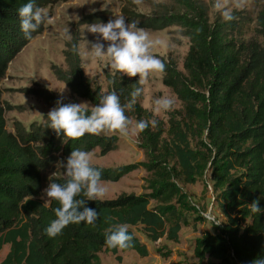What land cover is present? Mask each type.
Wrapping results in <instances>:
<instances>
[{
    "label": "trees",
    "instance_id": "obj_1",
    "mask_svg": "<svg viewBox=\"0 0 264 264\" xmlns=\"http://www.w3.org/2000/svg\"><path fill=\"white\" fill-rule=\"evenodd\" d=\"M58 1L34 3L44 9ZM150 1L158 8L153 15L131 7L123 8V13L127 22H135L140 28L176 26L189 38L184 70L172 56L162 57L166 65L163 82L177 95L182 108L170 114L166 125L143 106L142 93L125 114L136 122L157 121L156 127L149 124L139 134L147 161L114 167L91 164L102 170V181H117L143 167L149 174L148 191L87 201L85 206L99 213L95 226L70 224L60 235L50 238L45 228L56 218L54 209L60 205L55 200L46 204L39 199L46 171L57 159L47 148L62 151L66 163L75 149L90 152L103 147V153L115 149L117 137L106 132L68 140L48 128L49 120L44 126L31 124L35 126L32 130L15 121L13 133L7 129L5 118V108L12 107L3 100L0 86V250L10 244L0 264H101L102 249L114 254L120 251L105 244L106 231L117 224H126L134 238V246L122 251L136 250L145 257L148 246L133 227L143 226L153 242L164 236L179 241L186 224L187 198L179 180L196 183L207 178L210 182L206 188H212L226 220L198 239L196 264H251L255 258L264 257V215L253 214L249 205L259 199L264 207V43L259 39L264 40V0H255L261 4L256 17L234 12L235 18L228 22L220 15L212 21L210 7L203 0ZM28 2L0 0V83L9 62L43 30L42 25L30 40L25 39L18 9ZM107 19L95 13L85 22ZM249 23H255L256 36L246 38ZM65 60L67 68L52 66L55 77L73 95L96 105L103 95L102 86L85 75L80 56L72 47ZM106 78L108 93L114 90L122 105L129 102L134 87L140 86L138 76L129 78L115 71ZM25 90L53 108L61 99L45 86ZM63 102L70 103L64 98ZM51 181L63 184L65 176Z\"/></svg>",
    "mask_w": 264,
    "mask_h": 264
},
{
    "label": "rangeland",
    "instance_id": "obj_2",
    "mask_svg": "<svg viewBox=\"0 0 264 264\" xmlns=\"http://www.w3.org/2000/svg\"><path fill=\"white\" fill-rule=\"evenodd\" d=\"M209 5L210 18L213 21L220 13L214 7L215 0H203ZM170 2L168 0H154V3ZM231 13L241 12L244 15L256 17L261 8V4L255 0H222ZM131 7L132 10L145 15H153L158 8L150 0H60L43 10L52 18L50 25L42 26V32L32 38L15 57L9 62L5 77L0 86L2 88L3 100L11 105V109L5 108L6 127L16 133L14 122L20 121L27 130L46 125L48 122L47 113L53 108L45 100L32 91L41 86L47 87L57 96L68 99L70 103L87 104L85 107L91 109L93 105L90 101L72 94L67 85L58 80L52 66L57 65L67 68L66 52L75 43L78 45V55L84 73L94 82L102 86L103 94L108 93L107 74L114 73L110 68V61L107 57L96 58L90 52L91 42H95L97 36L88 31L87 26L95 23H86L88 16L100 13L106 15L107 23L116 16H123V8ZM221 16V15H220ZM68 28L72 35V40L65 39L63 33ZM153 40H160L163 43L154 47L152 54L162 60V57L172 56L181 70H184V58L190 47L189 38L183 36L178 27L171 26L166 29L143 28ZM256 36L255 23H249L245 27V37ZM259 39L264 43L262 37ZM107 47L106 41H101ZM160 96H168L174 99V106L168 112L155 113L153 111V101ZM142 104L154 115L165 121L168 125L170 114L182 108V103L174 91L163 82V73H151L147 82L143 85ZM133 124L135 119L131 120ZM35 124V126H31ZM109 136L117 137L115 149L107 150L103 153V147H96L90 151L91 164L104 167H114L127 164L147 161L148 157L144 149L140 146L139 135L121 136L119 133H107ZM41 145V144H40ZM49 153L57 157L55 162L46 171V181L39 197L41 201L49 204L43 195V190L48 186L49 180L53 177L64 176L63 168L57 166L58 161L65 162L62 151H51ZM55 173V175H52ZM148 172L143 167L132 170L117 181H102L106 188V194L101 199L115 198L122 193H143L148 191ZM207 181L200 180L196 183H187L179 180V185L187 195L186 198V224H183L179 233V241H173L166 236L158 241H151L144 233L143 226L133 227L136 235L147 244L149 254L141 256L136 250H120L117 254L102 249L99 252V262L101 264H196L198 256L196 252L197 241L205 232L215 231V225L224 222L226 217L215 199V194L211 187H207ZM10 250V244H4L0 250V261H2ZM121 257V259L119 258Z\"/></svg>",
    "mask_w": 264,
    "mask_h": 264
},
{
    "label": "clouds",
    "instance_id": "obj_3",
    "mask_svg": "<svg viewBox=\"0 0 264 264\" xmlns=\"http://www.w3.org/2000/svg\"><path fill=\"white\" fill-rule=\"evenodd\" d=\"M139 3V0H133ZM214 7L222 18L228 22L235 17L222 0H215ZM20 29L25 39H31L42 25L52 23V18L34 0H29L18 9ZM88 31L97 36L91 42L90 52L96 58L107 57L110 68L123 73L129 78L139 77L130 93L131 99L126 104H121L120 97L113 90L103 94L99 102L89 109L83 103H64L63 97L58 99L56 107L47 113L48 128L55 131L59 137L68 140H78L85 134L99 136L102 133H119L121 136L139 135L144 132L149 124L156 127L157 121L140 120L133 122L126 116L125 110L132 109L137 99L143 93V85L151 73H163L165 63L152 54V49L161 45L160 40H153L150 34L135 22H126L123 16H116L107 23H95L87 26ZM65 39L71 41L72 35L68 28L63 33ZM101 41H106L107 47ZM73 51H78V45H72ZM174 106V99L160 96L153 101L155 113L168 112ZM91 154L80 149L72 150L66 163L58 161L57 166L65 169V183L60 184L49 180L48 186L43 190L47 200L58 201L59 207L54 209L55 219L45 228V233L54 238L60 235L70 224L86 223L95 226L99 218L97 210L86 207L87 201H96L106 194L102 183V170L91 165ZM52 175H55L53 173ZM83 198H78V197ZM250 205V211L259 216L264 215V207L260 206L259 199ZM82 209V210H81ZM133 236L129 234L126 224H117L105 233V244L111 249H127L133 247ZM251 264H264V257L255 258Z\"/></svg>",
    "mask_w": 264,
    "mask_h": 264
}]
</instances>
